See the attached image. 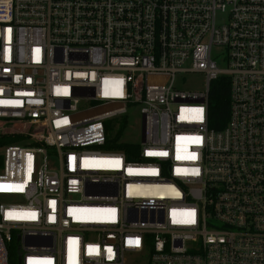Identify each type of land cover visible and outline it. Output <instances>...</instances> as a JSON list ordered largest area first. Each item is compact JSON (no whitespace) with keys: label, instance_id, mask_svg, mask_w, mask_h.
Instances as JSON below:
<instances>
[{"label":"built area","instance_id":"built-area-1","mask_svg":"<svg viewBox=\"0 0 264 264\" xmlns=\"http://www.w3.org/2000/svg\"><path fill=\"white\" fill-rule=\"evenodd\" d=\"M0 124V264H264V0H0Z\"/></svg>","mask_w":264,"mask_h":264},{"label":"trees","instance_id":"trees-1","mask_svg":"<svg viewBox=\"0 0 264 264\" xmlns=\"http://www.w3.org/2000/svg\"><path fill=\"white\" fill-rule=\"evenodd\" d=\"M231 98L230 82L227 78H221L215 82L210 91L209 103V127L215 131L224 129L230 118ZM118 138H113L108 143L107 149L123 151L125 145L119 143ZM25 137L20 135H3L0 133V169L3 167L4 149L11 145L24 144Z\"/></svg>","mask_w":264,"mask_h":264},{"label":"rangeland","instance_id":"rangeland-1","mask_svg":"<svg viewBox=\"0 0 264 264\" xmlns=\"http://www.w3.org/2000/svg\"><path fill=\"white\" fill-rule=\"evenodd\" d=\"M222 68H225V65L221 66ZM182 85L186 89H199L204 90V78L201 75H191V76H185L183 77ZM119 121H110L108 123L109 132L111 135V138H118L120 142L123 143H129V144H135L140 141L141 138V118L138 115L136 123L135 121H132L130 123V127L127 129H121L119 127ZM1 125V124H0ZM3 135H10V134H4L2 130H0ZM26 143V142H24ZM48 162L49 166L52 168H57V159H56V153L53 150H48ZM2 169H0L1 172ZM11 262L12 264H19V255L18 251L12 250L11 253Z\"/></svg>","mask_w":264,"mask_h":264}]
</instances>
